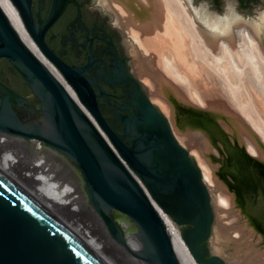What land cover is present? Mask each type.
<instances>
[{
  "label": "water",
  "instance_id": "1",
  "mask_svg": "<svg viewBox=\"0 0 264 264\" xmlns=\"http://www.w3.org/2000/svg\"><path fill=\"white\" fill-rule=\"evenodd\" d=\"M41 53L57 68L76 98L24 42L0 5V61H7L37 98L39 109L0 81V131L36 140L76 167L89 203L110 237L143 264H181L160 211L173 220L196 264H228L212 252L215 213L201 168L175 137L162 111L137 84L130 116L118 115L122 134L104 118L83 71L59 62L48 50L47 31L70 0H51L45 20L39 2L10 0ZM217 8L219 1L214 0ZM243 12L263 10L261 5ZM19 109L38 115L24 124ZM40 123V124H38ZM253 218L264 232V201ZM261 212V213H258ZM113 213L134 227L139 252L125 242ZM262 240V237L259 236ZM0 264H103L70 231L0 173Z\"/></svg>",
  "mask_w": 264,
  "mask_h": 264
},
{
  "label": "bare ground",
  "instance_id": "2",
  "mask_svg": "<svg viewBox=\"0 0 264 264\" xmlns=\"http://www.w3.org/2000/svg\"><path fill=\"white\" fill-rule=\"evenodd\" d=\"M178 1L196 29L202 49L213 56L232 85L239 86L243 83L240 92L245 102H250L254 106L264 123V79L260 63L261 61L264 63V48L260 42L264 17L258 22L247 24L248 27L246 25L235 29L240 18L233 12L225 17L210 18L195 9L193 15L185 0ZM140 2L139 4L131 0H123L116 7L122 15H134L132 19L125 18L130 25L132 24L130 34L142 48L143 53L152 57L150 64L155 69V73L153 72L150 78H146L145 82L149 84L153 101H157L166 114H172V105L166 98L165 91V85H169L185 104L219 112H229V109L234 112L235 109L237 115L239 113L245 119L247 115L235 99L231 85L198 58L192 46V35L170 8L169 0H140ZM0 5L24 42L41 58L37 45L29 36L11 1L0 0ZM195 17L210 30V33L200 28L201 25L197 24ZM153 19L159 23V26L148 28V22ZM135 21L140 22L139 26H133ZM230 35L233 36L228 38ZM236 71L242 72V78H239ZM73 92L70 93L74 96ZM188 136L187 138L181 135L180 140L182 143L196 145L199 148L197 154L199 165L203 169L205 183L211 187L214 181L205 163L207 149L205 137ZM243 136L249 152L262 158V153L254 144L250 134L243 133ZM262 140L264 141V137ZM0 173L70 231L103 264H143L128 251L123 252L121 249H125L124 246L110 237L95 209L89 203L80 178L57 151L36 140H27L0 131ZM216 202L219 213L224 215H231L236 208L234 198L226 193L219 194ZM240 218L241 215H235L231 222L239 221ZM247 224V222L242 223L239 231L236 232L240 239H247L253 235ZM169 225L180 263L196 264L179 229L172 223ZM121 226L128 247L138 253L139 244L131 226L126 222ZM224 229L227 231L230 228L225 226ZM221 233V231L217 232L216 239L224 238ZM240 239L234 241L238 243ZM244 242L245 251L232 254L231 260L239 264H260L257 260L261 258L264 260V254L258 255L259 251H255L252 240ZM219 250L217 249V252Z\"/></svg>",
  "mask_w": 264,
  "mask_h": 264
},
{
  "label": "rangeland",
  "instance_id": "3",
  "mask_svg": "<svg viewBox=\"0 0 264 264\" xmlns=\"http://www.w3.org/2000/svg\"><path fill=\"white\" fill-rule=\"evenodd\" d=\"M120 1L123 0H97L101 8L110 15L113 23L117 25L130 40V53L132 55L131 65L134 74L142 81L152 103H154V105H156L168 119L173 133L179 143L184 148L189 150L191 156L195 159L200 168L201 166L199 165L197 155L199 153V148L196 145L182 143L180 137L181 135H183V137H187L188 135H200L205 137V147L207 148L205 163L209 167L214 181V185L211 187L206 183L212 196L213 209L215 213L213 235L210 241L212 252L222 257L228 264H239L231 260V255L244 252V241L252 240L253 244H255V251H259L258 255L260 256L264 254V232L255 222L252 215V211H260V199L264 201V141L262 140V137H264V123L254 106L250 102H245V99L240 92L243 88V83L239 86L231 84L220 69L218 62L215 61L212 55L202 49L198 33L182 9L179 1L169 0L170 8L177 14L182 23H184L188 32L192 35V46L196 50L198 58L202 59L225 82L231 85L235 99L247 117L244 119V117L239 113L237 115L235 109H233L234 112L231 109H229V112H219L208 109L205 110L197 106L185 104L175 95L169 85H165V91L166 98L172 105V114H166L162 110L160 104L157 101H153L149 84L145 82L146 78H150L152 76L151 74L153 72L155 73V69L150 64V58L152 57L149 54L143 53L142 48L130 34L132 24L130 25L125 18L127 17L132 19L134 18V15H122L116 7ZM131 1L139 4L141 3L140 0ZM185 1L193 15H195L196 10H199L203 16L207 15L210 18H218L225 17L233 12L234 15L240 18V24L238 23V26L236 25L237 27H235V29L244 27L247 24L250 25L253 22H258L264 17V9H253L249 13L243 12L240 8L239 0H218L220 8L216 7L214 0H190L191 5H189V0ZM154 11L155 10L153 9V12ZM195 18L197 24L201 25L200 28H203V31L210 33V30L206 28L205 25L197 19V17ZM135 22L136 23L133 26H139L140 22ZM248 25L246 27H248ZM153 26H159V23L155 19L148 22V28H152ZM232 36L233 35H230L228 38H231ZM260 38V42L264 48V26L261 31ZM149 50L151 51V49ZM153 54L155 56V53ZM260 63L261 73L264 79V63L262 61ZM0 73L4 81L10 86L25 91V88L16 76L5 73L1 70ZM236 73L239 78H242V72L236 71ZM224 97L227 96L224 95ZM229 106L231 107V105ZM247 132L252 137L254 144L261 151L263 156L262 158H259L249 152L246 139L243 136V133L248 134ZM63 160L68 166L74 169L76 176L80 178L75 165L65 158H63ZM201 170L203 172V169ZM221 193H226L234 198L236 203V208L233 212L234 214L224 215L219 213L216 199ZM113 214L117 218L120 225L126 222L134 231L132 223L126 217L117 213ZM235 215H241V218L239 221L233 223L231 220ZM246 222L248 223L247 225H249V229L253 235L252 237H249L250 239H240L239 236L236 235V232L239 231L242 223L245 224ZM225 226L230 229L225 231ZM220 231L222 232L221 234H223L224 238H220L218 240L216 239L217 232ZM259 236L262 237V240ZM236 239H240L241 241L237 243L235 242L237 241ZM240 248H242L243 251ZM217 249H221L219 250L220 252H217ZM121 250L123 252L127 251L126 249ZM221 252L223 253L221 254ZM257 262H260L261 264L264 260L261 258L260 260L258 259Z\"/></svg>",
  "mask_w": 264,
  "mask_h": 264
},
{
  "label": "flooded vegetation",
  "instance_id": "4",
  "mask_svg": "<svg viewBox=\"0 0 264 264\" xmlns=\"http://www.w3.org/2000/svg\"><path fill=\"white\" fill-rule=\"evenodd\" d=\"M40 1L33 2L35 13L38 12ZM239 1L243 8H253L263 2ZM50 5L51 1L48 3L45 0L41 14L43 20L48 16ZM45 41L55 59L70 68L83 71V77L90 83L97 96L104 118L117 134H122L124 126L117 116L135 114L129 107L136 95V82L146 94L147 92L132 69L131 42L113 23L110 15L101 8L97 0H70L62 17L47 31ZM22 85L25 91L7 86L28 99L27 109H39L37 98L25 83ZM67 87L73 92L68 84ZM74 96L76 98L75 93ZM18 112L24 124L35 126L39 121L38 115L29 114L24 109H19Z\"/></svg>",
  "mask_w": 264,
  "mask_h": 264
},
{
  "label": "built area",
  "instance_id": "5",
  "mask_svg": "<svg viewBox=\"0 0 264 264\" xmlns=\"http://www.w3.org/2000/svg\"><path fill=\"white\" fill-rule=\"evenodd\" d=\"M34 52V51H33ZM40 54H41V59L38 55V57L40 58V60L50 69V71L66 86L67 88V83L64 80L63 76L61 75V73L45 58V56L41 53V51L39 50ZM36 54V53H35ZM70 87V86H69ZM71 88V87H70ZM68 89V88H67ZM69 91V90H68ZM70 92V91H69ZM160 214L162 216V218L164 219L166 226L169 230L170 233V225L169 223L174 224L177 228L178 226L173 222V220L171 218H169L167 215L163 214V212L160 211ZM179 229V228H178ZM180 231V229H179ZM181 232V231H180Z\"/></svg>",
  "mask_w": 264,
  "mask_h": 264
},
{
  "label": "trees",
  "instance_id": "6",
  "mask_svg": "<svg viewBox=\"0 0 264 264\" xmlns=\"http://www.w3.org/2000/svg\"><path fill=\"white\" fill-rule=\"evenodd\" d=\"M46 1L48 3H50L51 0H46ZM0 70L5 72V73H9V74H11L13 76H16L20 80V82L22 84H24L22 78L19 76V74L14 70V68L7 61H5V60L0 61ZM0 81H2L3 83L9 85L7 82L4 81V79L1 76V73H0Z\"/></svg>",
  "mask_w": 264,
  "mask_h": 264
}]
</instances>
